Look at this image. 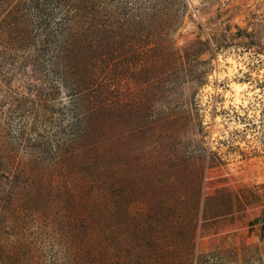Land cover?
Here are the masks:
<instances>
[{"label": "rangeland", "instance_id": "374dc122", "mask_svg": "<svg viewBox=\"0 0 264 264\" xmlns=\"http://www.w3.org/2000/svg\"><path fill=\"white\" fill-rule=\"evenodd\" d=\"M264 0H0V264H264Z\"/></svg>", "mask_w": 264, "mask_h": 264}, {"label": "crops", "instance_id": "0c3cea01", "mask_svg": "<svg viewBox=\"0 0 264 264\" xmlns=\"http://www.w3.org/2000/svg\"><path fill=\"white\" fill-rule=\"evenodd\" d=\"M262 225H264V224H262Z\"/></svg>", "mask_w": 264, "mask_h": 264}]
</instances>
